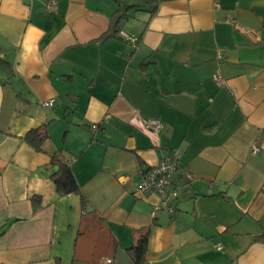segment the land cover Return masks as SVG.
I'll use <instances>...</instances> for the list:
<instances>
[{"label": "crops", "instance_id": "0c3cea01", "mask_svg": "<svg viewBox=\"0 0 264 264\" xmlns=\"http://www.w3.org/2000/svg\"><path fill=\"white\" fill-rule=\"evenodd\" d=\"M168 156L175 212L152 216L136 188ZM146 230L143 264H264V0H0V264H135Z\"/></svg>", "mask_w": 264, "mask_h": 264}, {"label": "built area", "instance_id": "2783aa9c", "mask_svg": "<svg viewBox=\"0 0 264 264\" xmlns=\"http://www.w3.org/2000/svg\"><path fill=\"white\" fill-rule=\"evenodd\" d=\"M123 39H129L125 33H120ZM217 59H221V55L217 53ZM214 81L218 85L223 84V78L218 70L214 73ZM54 100L50 99L42 101L40 105L44 108L52 107ZM161 120L157 118H149L142 122V129L146 132H158L162 128ZM95 130L96 126H92ZM259 148L253 146L251 153L258 152ZM178 159L172 156L165 157L156 166L148 169L140 178L137 185V191L141 193H155L159 197L157 204L152 206L151 215L154 216L158 211H164L168 214L175 212L174 203L177 199V189L172 185L171 178L174 172L179 168ZM187 180H192L191 174H186ZM219 248V246H218ZM101 264H114L112 258H105Z\"/></svg>", "mask_w": 264, "mask_h": 264}, {"label": "trees", "instance_id": "16d2710c", "mask_svg": "<svg viewBox=\"0 0 264 264\" xmlns=\"http://www.w3.org/2000/svg\"><path fill=\"white\" fill-rule=\"evenodd\" d=\"M123 9L124 10H118V12H116L117 16L111 21L108 33H106L104 37H108L115 33V31L117 30V25L121 21L125 13V8ZM48 138L49 133L47 125L31 129L27 131L23 136V140L38 152L42 150V144ZM50 164L51 166L56 167V170L50 175V180L55 185L56 193L60 197H65L73 194L79 195L81 204L83 207H85L87 205L86 199L81 194L80 187L76 181L70 165L67 162H64L57 155L51 156ZM31 200L34 208L36 209L38 205H40V198L32 197ZM148 239L149 231L146 230L145 234L136 241L132 248L129 249V254L135 264L145 263L148 249Z\"/></svg>", "mask_w": 264, "mask_h": 264}, {"label": "rangeland", "instance_id": "374dc122", "mask_svg": "<svg viewBox=\"0 0 264 264\" xmlns=\"http://www.w3.org/2000/svg\"><path fill=\"white\" fill-rule=\"evenodd\" d=\"M129 19L131 20L130 17L128 18V20H129ZM128 20L126 21V19H125V22H123L122 25H123L124 23H127V24L129 25ZM128 25H127V26H128Z\"/></svg>", "mask_w": 264, "mask_h": 264}]
</instances>
